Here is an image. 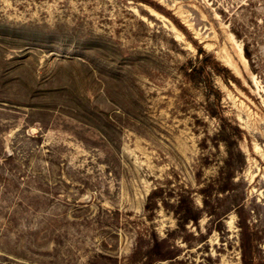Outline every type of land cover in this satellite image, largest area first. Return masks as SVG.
I'll use <instances>...</instances> for the list:
<instances>
[{"label": "rangeland", "instance_id": "rangeland-1", "mask_svg": "<svg viewBox=\"0 0 264 264\" xmlns=\"http://www.w3.org/2000/svg\"><path fill=\"white\" fill-rule=\"evenodd\" d=\"M0 264H264V0H0Z\"/></svg>", "mask_w": 264, "mask_h": 264}, {"label": "trees", "instance_id": "trees-1", "mask_svg": "<svg viewBox=\"0 0 264 264\" xmlns=\"http://www.w3.org/2000/svg\"><path fill=\"white\" fill-rule=\"evenodd\" d=\"M216 72L223 78V80L225 82H229L230 79H234L233 74L231 73L230 69L227 68L226 66H223L221 64H218L217 68H215ZM211 87V89H214L211 85H209ZM216 91L217 95L219 96L221 94V92L219 90H214ZM221 119L225 120L224 117H222ZM226 121V120H225ZM236 129L238 131H240L239 127H236ZM241 154V152H240ZM242 155V154H241ZM243 156V155H242ZM243 260L245 261V263H247V257H246V253L243 254Z\"/></svg>", "mask_w": 264, "mask_h": 264}]
</instances>
